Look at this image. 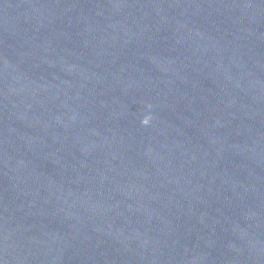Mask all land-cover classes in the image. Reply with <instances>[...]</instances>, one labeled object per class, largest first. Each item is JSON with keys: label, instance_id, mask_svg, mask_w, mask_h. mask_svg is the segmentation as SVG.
<instances>
[{"label": "water", "instance_id": "obj_1", "mask_svg": "<svg viewBox=\"0 0 264 264\" xmlns=\"http://www.w3.org/2000/svg\"><path fill=\"white\" fill-rule=\"evenodd\" d=\"M0 264H264V0H0Z\"/></svg>", "mask_w": 264, "mask_h": 264}]
</instances>
